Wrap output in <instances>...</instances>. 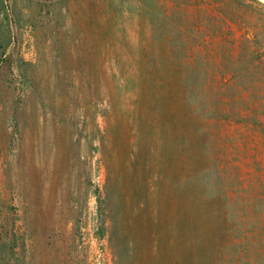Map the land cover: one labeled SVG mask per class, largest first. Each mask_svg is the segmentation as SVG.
Listing matches in <instances>:
<instances>
[{
  "label": "rangeland",
  "instance_id": "obj_1",
  "mask_svg": "<svg viewBox=\"0 0 264 264\" xmlns=\"http://www.w3.org/2000/svg\"><path fill=\"white\" fill-rule=\"evenodd\" d=\"M135 61L191 89L188 127L210 153L241 158L234 228L264 242V1L0 0V264H69L70 249L115 264L98 230L102 158L124 160L138 136L119 86L120 69L142 84Z\"/></svg>",
  "mask_w": 264,
  "mask_h": 264
},
{
  "label": "trees",
  "instance_id": "obj_2",
  "mask_svg": "<svg viewBox=\"0 0 264 264\" xmlns=\"http://www.w3.org/2000/svg\"><path fill=\"white\" fill-rule=\"evenodd\" d=\"M137 66L142 84L120 69L119 86L122 99L136 108L126 119L139 137L124 160L105 149L102 158L107 175L98 230L108 236L114 263L262 264L264 242L234 228L243 214V193L229 182L241 158L210 153L213 139L206 142L201 128L188 127L194 118L191 89L164 87L153 73L163 69L161 62ZM180 97L186 107L177 119L171 107ZM85 182L89 186L88 175ZM89 255L83 257L87 264ZM67 256L69 264H85L71 249Z\"/></svg>",
  "mask_w": 264,
  "mask_h": 264
},
{
  "label": "bare ground",
  "instance_id": "obj_3",
  "mask_svg": "<svg viewBox=\"0 0 264 264\" xmlns=\"http://www.w3.org/2000/svg\"><path fill=\"white\" fill-rule=\"evenodd\" d=\"M262 1H264V0H262Z\"/></svg>",
  "mask_w": 264,
  "mask_h": 264
}]
</instances>
